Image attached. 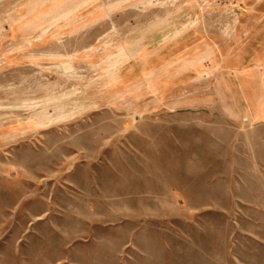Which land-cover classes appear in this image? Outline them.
<instances>
[{
    "label": "rangeland",
    "instance_id": "374dc122",
    "mask_svg": "<svg viewBox=\"0 0 264 264\" xmlns=\"http://www.w3.org/2000/svg\"><path fill=\"white\" fill-rule=\"evenodd\" d=\"M263 34L264 0H0V264H264Z\"/></svg>",
    "mask_w": 264,
    "mask_h": 264
},
{
    "label": "crops",
    "instance_id": "0c3cea01",
    "mask_svg": "<svg viewBox=\"0 0 264 264\" xmlns=\"http://www.w3.org/2000/svg\"><path fill=\"white\" fill-rule=\"evenodd\" d=\"M249 59L251 64L246 68L244 80L248 114L243 124L251 126L254 135L258 134L257 138L264 142V41L254 47Z\"/></svg>",
    "mask_w": 264,
    "mask_h": 264
}]
</instances>
